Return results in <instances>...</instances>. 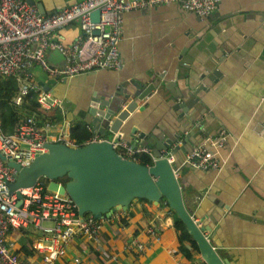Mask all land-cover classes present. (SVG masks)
<instances>
[{
  "label": "crops",
  "instance_id": "0c3cea01",
  "mask_svg": "<svg viewBox=\"0 0 264 264\" xmlns=\"http://www.w3.org/2000/svg\"><path fill=\"white\" fill-rule=\"evenodd\" d=\"M26 1H31L40 13L47 15L81 0ZM79 34L78 25L71 24L57 31L54 38L69 45ZM205 36H209L208 41L213 46L217 44L218 49H223L224 60L220 63L221 79L216 78L212 88L203 91L195 101L191 99L189 107L185 106L188 116L196 119L188 132L198 124L205 125V132L195 135L190 145L198 144L201 137H215L221 131L228 137L218 151L223 163L221 168L188 171V179L181 182L183 203L190 213H195L197 202L202 201L205 218L213 209L222 213V225L210 240L221 257L232 264H264V0H218L216 9L201 18L175 5L126 14L119 45L121 69L50 84L48 91L62 101V111L53 113H59L60 120L51 123L54 131L70 135L73 126L84 124L92 94L105 89L110 94L109 100L115 96L122 99L123 95L116 94L122 86L123 94L130 97L131 87L136 86L138 79L143 82L155 73L183 89L186 85L179 80L183 75L176 73L184 72L177 69V58L188 51L202 56ZM33 76L35 79L37 76L39 84L47 85L52 81L39 71H34ZM161 99L153 94L143 113L138 112L137 107L131 114L129 125L140 129L139 120L154 113ZM182 103L180 97L175 100L177 105ZM86 128L90 139L110 141L115 135L106 130L104 137L97 136L91 127ZM126 136L124 141L130 145L136 141L130 133ZM136 145H140L139 140ZM120 212L123 217L112 221L105 231L107 241L104 237L97 242L76 239L57 264H102L110 251L117 254V264H190L195 261L203 264L198 249L191 248L194 243L191 237L184 244L191 260L180 251L178 231L184 225L164 201L154 206L138 200L127 211ZM150 225L156 227L159 241L147 235L146 228ZM38 237L29 227L11 233L8 240L12 252L23 261L42 264L41 254L35 248ZM134 239L146 247L140 256L128 250Z\"/></svg>",
  "mask_w": 264,
  "mask_h": 264
},
{
  "label": "built area",
  "instance_id": "2783aa9c",
  "mask_svg": "<svg viewBox=\"0 0 264 264\" xmlns=\"http://www.w3.org/2000/svg\"><path fill=\"white\" fill-rule=\"evenodd\" d=\"M166 5H175L201 18L216 9L218 0H81L47 15L26 0H0V79L12 78L16 83V93L8 104L25 112L24 103L33 93L44 115L62 111V101L50 91H44L33 72L39 71L47 80L59 82L101 71L120 70L119 45L124 16ZM95 11L98 12V22L91 20ZM71 24L79 27L80 34L75 40L69 45L56 41L55 33ZM53 51L62 55V65L48 62V54ZM149 102L148 98L144 104ZM53 127V123L41 121L35 112L19 114L10 134L2 131L0 123V264H28L12 252L8 239L13 232L33 228L39 235L35 248L41 254L42 264H57L76 239L97 242L104 237L107 241L105 231L110 223L123 217L120 211L108 218L80 217L66 194L48 190L40 180L30 188L19 189L22 203L20 207L16 206L17 196L15 193L9 196L8 188L16 173L7 166V161L24 168L37 155L47 153V144L77 147L69 134L54 131ZM227 137L228 134L221 131L215 137L204 138L186 156L183 165L187 170L221 168L223 163L218 151ZM124 140L120 131L110 140L114 150L123 158L135 161L136 157L146 155L154 161L147 147L133 146ZM92 141L97 139H89L87 143ZM146 233L155 241L160 240L155 226H148ZM145 248L136 239L128 245V250L139 256ZM110 263H118L114 251L102 259V264Z\"/></svg>",
  "mask_w": 264,
  "mask_h": 264
},
{
  "label": "water",
  "instance_id": "95a60500",
  "mask_svg": "<svg viewBox=\"0 0 264 264\" xmlns=\"http://www.w3.org/2000/svg\"><path fill=\"white\" fill-rule=\"evenodd\" d=\"M28 3L31 4V1ZM91 20L98 22V12L91 14ZM208 39L209 36H205L202 55L205 58L194 56L191 51L177 58V69L184 72L176 73L183 75L179 78L186 85L183 89L155 73L144 80L146 83L138 79L136 86L131 87L130 97L123 94L122 86L121 89L118 87L116 94L123 95V99H118L119 109L113 107L114 98L109 100L110 94L105 89L99 94H92L89 99L84 124L102 137L106 130L112 133L120 131L124 133V139L130 133L136 138L133 146L139 140L140 145L152 153L154 161L151 165H141L123 158L110 141L104 139L76 148L47 144V153L37 155L28 167L21 168L15 162L7 161V166L16 173L14 181L8 185L9 196L14 193L17 196L16 206L20 207L22 203L19 189L32 187L40 177L47 178L48 190L66 194L80 217L91 215L95 219L108 218L117 211H127L138 200H145L154 206L164 201L184 225L203 264H232L229 259L220 256L210 241L222 225V213L213 209L209 217L205 218L202 201L197 202L196 212L190 213L182 199L181 182L185 183L188 171H196L187 170L183 162L197 145H190L191 139L205 132L204 124H198L193 131L188 132V128L194 127L196 119L188 116L186 107H189L191 99L195 101L203 91L212 88L216 78L221 79L220 63L224 60L221 57L224 52ZM224 49L228 52L227 47ZM47 60L52 65L63 64V57L57 51L50 52ZM50 84L54 85L55 80L47 85L40 83L44 91L49 90ZM184 90L188 93L185 94ZM153 94L162 98L160 104H156L155 112L139 120L140 129L131 127V114L137 107L138 112L143 113L148 107L144 101L148 98L152 100ZM178 97L184 102L181 105L175 104ZM203 139L201 137L198 143ZM1 159L5 160V157ZM64 176L68 178L65 184L56 181Z\"/></svg>",
  "mask_w": 264,
  "mask_h": 264
},
{
  "label": "trees",
  "instance_id": "16d2710c",
  "mask_svg": "<svg viewBox=\"0 0 264 264\" xmlns=\"http://www.w3.org/2000/svg\"><path fill=\"white\" fill-rule=\"evenodd\" d=\"M16 93V83L12 78H1L0 79V123L2 127V131L6 134L12 133L14 126L17 122L19 114H31L33 112L37 113V117L41 121H49V122H56L60 120V115H44L42 111L39 110L38 105L35 102V95L33 93L29 94L27 102L24 103V108L26 109L23 112L22 109H17L11 107L8 102L9 100L15 95ZM70 137L74 140L77 147L85 145L89 139L90 134L87 131L86 125L84 124H76L70 130ZM135 161L141 165H149L151 160L146 155H141L136 157ZM148 203L145 200H142ZM178 239L180 243V251L183 255L188 259L191 260V254L185 248L184 244L189 242L190 236L188 235L184 226H181L178 231ZM193 250H197L196 245L193 243L191 245Z\"/></svg>",
  "mask_w": 264,
  "mask_h": 264
},
{
  "label": "rangeland",
  "instance_id": "374dc122",
  "mask_svg": "<svg viewBox=\"0 0 264 264\" xmlns=\"http://www.w3.org/2000/svg\"><path fill=\"white\" fill-rule=\"evenodd\" d=\"M36 79H37V76H36ZM118 99H121L119 96H115L114 97V101H113V107L115 108V109H119V103L120 102H118ZM123 99V98H122ZM40 182L41 183H43L44 185H48V180H47V178H45V177H40ZM67 180H68V178L66 177V176H64V177H61V178H58L56 181H58L59 183H62V184H65L66 182H67Z\"/></svg>",
  "mask_w": 264,
  "mask_h": 264
}]
</instances>
